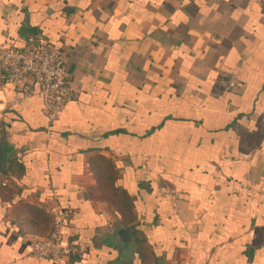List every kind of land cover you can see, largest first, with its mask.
Wrapping results in <instances>:
<instances>
[{
	"label": "crops",
	"instance_id": "0c3cea01",
	"mask_svg": "<svg viewBox=\"0 0 264 264\" xmlns=\"http://www.w3.org/2000/svg\"><path fill=\"white\" fill-rule=\"evenodd\" d=\"M29 38L73 99L0 92V264H52L50 205L68 264H264V0H0V45Z\"/></svg>",
	"mask_w": 264,
	"mask_h": 264
},
{
	"label": "built area",
	"instance_id": "2783aa9c",
	"mask_svg": "<svg viewBox=\"0 0 264 264\" xmlns=\"http://www.w3.org/2000/svg\"><path fill=\"white\" fill-rule=\"evenodd\" d=\"M7 86L16 93L14 102L38 98L49 124L58 119L60 112L73 99L62 52L43 43L40 38L27 39L22 49L0 45V92ZM7 185L8 178L0 174V188ZM48 209L51 232L47 236L29 239L30 256L36 262L48 260L52 264H68L74 251L63 240L65 219L56 205H50Z\"/></svg>",
	"mask_w": 264,
	"mask_h": 264
},
{
	"label": "water",
	"instance_id": "95a60500",
	"mask_svg": "<svg viewBox=\"0 0 264 264\" xmlns=\"http://www.w3.org/2000/svg\"><path fill=\"white\" fill-rule=\"evenodd\" d=\"M2 168V143H1V128H0V172ZM115 244L121 243L123 246L128 247L132 242V233L130 230L125 228H118L114 232V239L112 240Z\"/></svg>",
	"mask_w": 264,
	"mask_h": 264
},
{
	"label": "trees",
	"instance_id": "16d2710c",
	"mask_svg": "<svg viewBox=\"0 0 264 264\" xmlns=\"http://www.w3.org/2000/svg\"><path fill=\"white\" fill-rule=\"evenodd\" d=\"M3 158V157H2ZM3 161V160H2ZM0 174H4V175H6L7 174V170L5 169V167L3 166V162H2V168H1V172H0Z\"/></svg>",
	"mask_w": 264,
	"mask_h": 264
}]
</instances>
